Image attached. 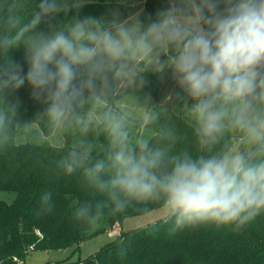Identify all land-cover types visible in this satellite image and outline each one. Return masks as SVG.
<instances>
[{
    "label": "clouds",
    "instance_id": "1",
    "mask_svg": "<svg viewBox=\"0 0 264 264\" xmlns=\"http://www.w3.org/2000/svg\"><path fill=\"white\" fill-rule=\"evenodd\" d=\"M28 2L0 0V93L27 82L50 126L72 133L56 166L99 197L74 208L76 221L149 202H162L175 228L240 227L264 211V0H169L150 22L142 11L80 18L91 0H40L26 15ZM12 50L23 51L26 73ZM166 68L175 89L162 103L184 110L199 154L174 150L175 131L158 104L132 95L147 73ZM128 94L136 113L114 102ZM13 117L0 104V142Z\"/></svg>",
    "mask_w": 264,
    "mask_h": 264
},
{
    "label": "trees",
    "instance_id": "2",
    "mask_svg": "<svg viewBox=\"0 0 264 264\" xmlns=\"http://www.w3.org/2000/svg\"><path fill=\"white\" fill-rule=\"evenodd\" d=\"M130 1L91 0L79 10V16L124 19L129 16ZM39 3L40 0H29L26 15ZM168 7L169 0H145L142 19L154 21L157 14ZM72 14L70 12L69 16ZM10 56L26 73L23 51L12 50ZM3 102L15 109V117L8 141L0 142V190L15 192V198L11 202L0 200V264L23 261L29 249L52 250L78 245L105 232V221L111 226L125 217L163 205L149 202L130 206L122 212L106 210L95 223L76 221L72 215L74 208L99 197L85 190L78 174L65 176L56 166L71 144L72 133L62 131L66 140L63 146L47 142L17 143L16 135L31 123H36L45 136L53 133L54 128L41 113L47 105L33 98L27 82L19 89L9 88L0 93V104ZM162 112L177 137L174 150L199 154L190 122L181 106L176 103ZM97 144L102 150L107 138L99 136ZM48 192L52 194L51 200L44 204L42 197ZM58 264H264V211L240 227L199 222L175 228L173 221L166 223L164 218L117 235L112 243L86 259Z\"/></svg>",
    "mask_w": 264,
    "mask_h": 264
},
{
    "label": "rangeland",
    "instance_id": "3",
    "mask_svg": "<svg viewBox=\"0 0 264 264\" xmlns=\"http://www.w3.org/2000/svg\"><path fill=\"white\" fill-rule=\"evenodd\" d=\"M71 2V0H69ZM145 0H131L129 15L139 12L144 5ZM105 21H110L113 18H102ZM175 89V83L171 78V70L165 69L161 73H147L145 75V83L142 88L133 91L132 95L136 101L143 104L146 100L149 104H158L156 107L162 111L175 102H163L164 98ZM115 103L121 106H127L130 111L136 113L139 111L135 107V102L131 95H121L116 99ZM160 103V104H159ZM138 135H144V130L137 128ZM17 143H41L47 142L52 146H63L66 142L62 131L54 129L53 133L45 136L36 123L27 125L21 132L16 135ZM15 198V192L0 190V200L11 202ZM165 218L163 205L152 209L146 213L125 217L122 221H116L109 226L107 222L103 223L105 232H101L95 236L84 240L78 245L70 246L61 249L42 250L29 249L23 261H16V264H58L63 261H78L88 258L100 248L109 245L113 242L117 235L123 232H128L133 229L145 227Z\"/></svg>",
    "mask_w": 264,
    "mask_h": 264
},
{
    "label": "crops",
    "instance_id": "4",
    "mask_svg": "<svg viewBox=\"0 0 264 264\" xmlns=\"http://www.w3.org/2000/svg\"><path fill=\"white\" fill-rule=\"evenodd\" d=\"M143 7V6H142ZM142 7L140 8V10L139 11H141L142 10Z\"/></svg>",
    "mask_w": 264,
    "mask_h": 264
}]
</instances>
